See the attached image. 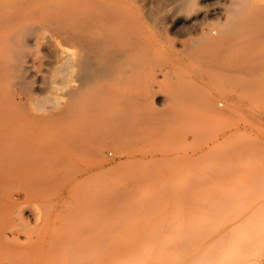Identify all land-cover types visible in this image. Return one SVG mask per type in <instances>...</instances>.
Masks as SVG:
<instances>
[{
    "label": "rangeland",
    "instance_id": "1",
    "mask_svg": "<svg viewBox=\"0 0 264 264\" xmlns=\"http://www.w3.org/2000/svg\"><path fill=\"white\" fill-rule=\"evenodd\" d=\"M73 1L0 0V32L29 24L47 36L68 39L71 13L59 8ZM124 1H135V45L149 37L142 49L135 46L139 49H135V161L142 166L137 170L127 161L129 146L105 144L107 134L115 130L99 125L104 123L101 94L95 96L101 101L95 116L103 120L93 115L90 120H96L91 123L98 124L81 132L73 131L66 116L36 128L35 137L26 125L30 116H19L26 118L23 124L14 115L17 129L9 125H14L11 116L12 129L4 131L6 144L0 142L8 155L3 154L1 165L10 171L4 169L2 179L10 178L6 181L11 186L2 190L15 197L11 201L0 191V199L6 205L17 203L9 208L0 203L4 206L0 218L7 213L0 221L7 228L0 225V264H264V31L258 26L263 24V0H248L244 20L254 23L251 19L257 17L258 24L247 21L249 28L235 26L232 35L239 39L235 50L207 66L203 74L198 69L205 66L197 62L202 68H194L188 53L198 49L192 43L207 31L219 37L229 2L197 0L189 13L183 0ZM254 4L261 8L257 11ZM185 16L196 25L177 22ZM69 78L56 76L43 89L37 88L35 101L39 106L46 102V109L35 108V115L51 116L55 94L63 97L73 84ZM110 84L103 86L109 85L106 89L111 91ZM207 91L215 94L212 110H205L199 101ZM93 101L99 102L94 97ZM214 111L216 117L211 116ZM91 125L103 131L96 132ZM39 184L47 190L42 186L40 191Z\"/></svg>",
    "mask_w": 264,
    "mask_h": 264
},
{
    "label": "bare ground",
    "instance_id": "2",
    "mask_svg": "<svg viewBox=\"0 0 264 264\" xmlns=\"http://www.w3.org/2000/svg\"><path fill=\"white\" fill-rule=\"evenodd\" d=\"M196 1L197 0H183V4H184L183 6L190 13L191 10H189V9L195 6L194 4ZM224 1L229 2L227 4V5L230 4L229 6L224 7L225 5L223 3V7L224 8L230 7L229 8L230 10L228 9L230 12L229 11L227 12L226 10H224L225 12H227L229 14L226 15V13L224 12V14H225L224 21L221 24V29H218V31H220V32H218L220 35L217 33L219 37L213 36L209 32L210 30L208 29L209 31H207L208 32L207 34L200 36L195 41V43H192V44L196 45V47L198 46V49L192 53H190V52L188 53L189 54L188 58L192 59L193 62L195 63V65L193 66L194 68L195 67L198 68V66L201 67L200 65H202L203 67L205 66V68H203L204 70L198 69V70H200L201 73H202V71L204 73L207 66H213L219 60H221V58L222 59L225 57L227 58V56H229L231 54V52L234 49L233 47L236 44L235 41L237 42L239 40V39L234 40V38H233V37H235V36H233V35H235V33L233 34V31L235 32V29H236L235 26L236 27L240 26L243 29H245L246 26H249L248 23L250 24V22H252V21L249 22L247 20L248 21V23H247V21L244 20V19H246V18H244L246 16L242 15V13L245 14V10L247 8V7L245 8V5H249V3H247L248 0H224ZM172 4H173V2H172ZM220 6H222V5H220ZM254 7H255V4H254ZM261 7L259 5L255 8L257 11H258L257 8H259V9L261 8V15H260L261 18L260 17L259 18L261 19V21H262L261 23H263V24L262 25L258 24V22L256 20V19H258L257 17H256V19L252 18L251 20H253V19L255 20L254 23L252 22V26L253 25L256 26L255 23L257 22L258 26L261 27V28L259 27L260 30L264 31V0H263V5ZM219 9H221V8H218V10ZM252 10H254V9H252ZM59 11L61 13L63 11L64 12L68 11L71 13L70 19H71V23H72L71 24L72 30H71L70 34H68V37H67L68 39H64V38L58 39L56 37L47 36V35H45L44 32L43 33L39 32L40 29H37L38 27L35 28L34 25L31 26L29 24L28 25H21V27L16 28L17 30L15 29V30H12L9 32H0V142L1 143L6 142V139H5L6 136L4 135L6 132H4V131L8 130V128H10L8 126L9 121L10 122H13V121L9 120V118L12 116L11 119L14 120V117H13L14 115H15V117L18 116V118H19V116H24V115L26 117L28 116L27 118H29V116H30V118H29L30 121H28V123H26V125H27V127H29L28 129H32L33 132L32 131L31 132L33 133L32 135L34 136V134H35L34 131L36 128L37 129L38 128L43 129V128L49 126L50 122L52 120H58V118L61 120H65V118H63V117H66V116H69L68 122L70 123V127L73 128L74 132H75V130H77V129L81 130L84 127L89 128L90 124L96 125V123L98 122L97 121L95 123H91L92 121L96 120V119L92 118V121H91L90 120L91 117H93V115L94 116L97 115L96 112L98 113L99 111L103 110L104 113L102 112L101 115H103L104 117H102V116L101 117L104 120L101 119V117L99 115L98 116L101 119V120L99 119L100 120L99 122H101L103 120L104 123L101 122V124H99V125L105 124V126H106L105 129H108L110 131L111 130L118 131L117 133L115 131H112V133L114 132L113 134L110 133L112 135H110L108 133L107 134L108 136H106L108 139L106 138L105 144H107L110 141V142H113L115 144H121V145L123 144V146L124 145L129 146L130 151L127 153V158H128L127 161L133 162L136 166L135 160L138 158H136V156H135V107H136L135 106L136 105V103H135V88H136L135 87V85H136L135 80L137 79V77L135 79V73H136L135 72V70H136L135 69V49H137L136 52L139 49L135 48V46L139 45V47H140V45L143 44V42L145 41L144 39L149 38V37L145 36L144 39L142 38L143 42L141 44L138 43L140 41V39H139V41H137V43L135 45V42H136L135 41V38H136L135 37V22H137L136 21L137 19H135V13H136L135 12V1L75 0L71 3H65L62 6H60ZM215 12H217V11L214 10L213 12L211 11L210 13H215ZM252 12L254 13V11H252ZM79 13H82V15ZM247 15H249V13ZM249 17H250V15H249ZM203 19H204V17H203ZM247 19L250 20V18H247ZM196 20H197V18H196ZM177 22H179V23L183 22V23H185L184 25H187L186 23L190 22V23H192V25H196L195 24L196 21L195 20L192 21V18L190 20V18H188L187 16L179 18L177 20ZM201 22H202V20H201ZM244 23H246V24H244ZM1 24H2V21L0 20V26H2ZM145 24H147V23H145ZM192 25L190 27H192ZM258 26H257V28H258ZM144 27H143V29H144ZM242 28H241V31L243 30ZM246 28H249V27H246ZM141 29L142 28L140 27V30ZM177 31L178 30H176V32ZM212 31H213V29H212ZM250 31H251V29H250ZM250 31L248 30V32H250ZM261 31H258V32H260V34H259L260 36H261ZM216 32H215V35H217ZM238 34H240V31ZM242 34L244 35V33H242ZM143 35H142V37H144ZM152 37H155V36L152 35ZM236 37H238V36H236ZM136 39H138V38H136ZM155 39L153 38V41ZM191 39H192V37H191ZM144 46L146 47V45H144ZM152 46H154V45L152 44ZM141 47H142V45H141ZM141 47H140V49H142ZM148 47H149V44H148ZM190 47L192 48V46L189 45V48ZM196 47H195V49H196ZM237 47H238V44H237ZM144 48H143V51L145 52L147 50V48H146V50H144ZM149 49L150 48H148V50ZM192 49H194V47ZM187 50H188V48H187ZM184 51L186 52V49ZM163 52L165 53V51H163ZM148 53H150V54H148ZM148 53H146V55L148 54L147 56H150L151 51ZM141 54H142V52L138 55H141ZM166 54H168V53H166ZM186 54L187 53H185V55ZM237 54H239V53H237ZM175 55H177V54H175ZM141 56L143 57L144 55H141ZM178 56H180V55H178ZM151 57H154V56H151ZM182 59H183V57H182ZM178 60L180 61L181 57H179ZM143 61L145 62V60H143ZM149 61L153 62V60L151 58L149 59ZM254 61H256V60H254ZM197 62L200 65L196 64ZM176 65H177V67H179L178 64H176ZM196 65H198V66H196ZM220 66H222V65H220ZM250 66H252V65L250 64ZM256 67L257 66H255V69H256ZM232 68H233V66H232ZM257 68H259V67H257ZM250 69H251V67H250ZM207 70L209 71L210 69H207ZM241 70H239V71L242 72ZM254 70L252 71V69H251L252 72H254ZM256 70H258V69H256ZM261 70H262V68H261ZM137 72H139V71H137ZM209 72H211V71H209ZM153 73H154V71H153ZM140 74L142 75V70H141ZM202 74H200L201 77L203 78L201 80H204V77L202 76ZM247 74L249 75V73H247ZM254 74H256V73H254ZM56 76H64V77L68 76V77H70L69 81L71 82V79H72L73 84L64 93L63 97H57V93L55 94V97H54L55 102L53 100L54 106H52V109H50L51 116L49 114H46V115H49L48 116L49 118L46 116L48 119L44 118V119H46L44 122V119H43L44 115L43 116L41 115L43 113H41L40 115H35L36 114L35 111L37 112V110L34 111V109L37 108L38 111H40V110H41V112L44 111L46 109L44 107L46 102L43 104L44 106H39V103H40L39 100L37 101V99H36V101H35V96H36L35 92H36L37 88L43 89V87L45 85L47 86V84H49L52 80H55ZM147 76L145 79H147ZM194 76H195V74H194ZM204 76H205V74H204ZM258 76H260V75H258ZM140 77L143 78V76H139L138 77L139 80H140ZM186 77H187V75H186ZM261 78H262V76H261ZM60 80H62V79H60ZM69 81H67V83ZM136 81L138 82V80H136ZM140 81H139V83H140ZM147 81L145 80L144 82L146 83ZM186 82H187V80H186ZM106 83H108V84L111 83L110 85L112 86L113 90L109 91L110 87H109V89H106L109 85H107V87L104 88V86H106ZM147 84H151V83H147ZM140 85H141V83H140ZM95 86L97 88L92 90V88H94ZM149 86L151 89L152 84ZM146 88H148V87H146ZM195 88L197 89V87H195ZM182 89H183V86H182ZM182 89H181V91H182ZM40 91L41 90H39V92ZM41 93H42V91H41ZM156 93H157V91H156ZM97 94H99L98 97L100 96V94L102 96L101 100H102L103 104H101V105L99 104V103H101V101H99L100 97L99 98L95 97V96H97ZM108 95H110V96H108ZM197 95L198 94L195 95L196 98H198ZM93 97H94V99H97L99 102L93 101ZM214 97H215V94L210 93L209 91L204 92L199 96V101L201 102V105L204 107L205 110H212V104H213ZM196 98H194V99H196ZM136 100L138 101V99H136ZM138 102H141V101H138ZM166 102H168V101H166ZM99 105L101 107V110L95 111ZM141 105H143V104H141ZM141 105H140V107H141ZM102 107H103V109H102ZM43 108H45V109L43 110ZM52 110H53V112H52ZM28 111H29V113H28ZM93 111L95 114L93 113ZM155 113H157V112H155ZM212 115L216 117L217 111H214L211 114V116ZM39 116H41L42 118H40ZM98 116H95V117H98ZM37 117H39L40 119ZM18 118H15L17 122H20L23 120L22 123L25 124L24 119H26V118H24V117H21L19 119ZM55 118H57V119H55ZM66 118H68V117H66ZM17 119L20 121H18ZM41 119L43 122H41ZM50 119H52V120H50ZM89 121H90V123H89ZM143 121L144 120H142V123H143ZM22 123L20 122V126ZM138 124H141V123L138 122ZM9 125H11V127L12 126L14 127L15 126V120H14V125H13V123L9 124ZM16 125L19 126V124H16ZM99 125L96 126L98 129H99V127H98ZM60 126H62V125H60ZM24 127H26V126L24 125ZM91 127H92V125H91ZM15 128H16V126H15ZM93 128L94 127H92V130H96V132H99L103 129V127L101 128V126H100L101 130H99V131H97V128L96 129H93ZM10 129H12V128H10ZM82 130L85 131V128ZM86 130L89 131V129H87V128H86ZM108 130H106V131H108ZM79 131H77V132H79ZM84 133H86V132H84ZM36 134H35V137L36 136L38 137V135H36ZM80 135H82V134H80ZM95 136H97V135H95ZM103 136H104V133H103ZM42 138H43V136H42ZM75 139H78V138H75ZM7 140H8V137H7ZM47 142L50 143L49 140ZM2 146L0 145V157L2 158V156H3V161L0 158V165L5 163L4 158L7 155V153L5 155L6 151L5 152H2L3 150L1 151ZM6 148L7 147L5 146V149ZM10 153H12V152H10ZM3 154L5 155V157ZM7 157H8V155H7ZM2 162H4V163H2ZM140 163H141V161H140ZM138 165L142 166L141 164H138ZM2 167L0 169H2ZM4 167H5V165H4ZM4 167H3L2 171L0 170L2 172V174L0 172V176L2 175L0 177L1 178L0 179V191L3 192V194L7 195V192L5 193V191L8 190L11 185L10 186L8 185L10 183V181L9 182L6 181L10 178L5 179V177H4L3 178L4 180L2 179V177L4 175L3 174L4 169H5V173L8 170ZM136 169L138 170V167ZM13 170H14V168H13ZM134 170H135V168H134ZM137 170H136V173H137ZM141 170L143 171V169H141ZM18 171H19V169H18ZM142 171H140V172H142ZM9 172L10 171L8 170L7 173L9 174ZM10 176H11V174H10ZM4 181H5V183L7 182L6 185H3ZM17 181H19V180H17ZM22 183L23 182H21L19 185L21 188H22V186H21ZM17 184H19V183L18 182L16 183V186L18 187ZM14 185H15V183H14ZM3 186L4 187L9 186V187H6L8 189H5V191H3L4 190V189L2 190ZM23 186H24V184H23ZM40 186H41V184L38 185V187L40 188V189L39 188L38 189L40 191H42V189L47 190V188H46L47 186L45 187V185H42L43 188H42V186L41 187ZM44 187H45V189H44ZM21 190H23V189H21ZM8 195H10V194H8ZM0 196H1V193H0ZM11 197L13 199L11 201H14V197H15L14 195L8 196L7 198L11 199ZM3 200H1V202H0L1 205H3L2 204ZM16 200L17 199H15V201ZM8 202H9V200H8ZM3 203H4V201H3ZM5 203L7 204L6 201H5ZM5 203H4V205L7 206V208H9L10 205L16 204L17 202L12 203V204L10 202L9 203L10 205H6ZM1 207H4V206H1ZM7 208L5 207V211L7 210ZM22 208H23V206H22ZM1 209L3 210L4 208H1ZM1 209H0V211H1ZM2 213L3 212H1V214ZM3 214L6 217L7 213L4 212ZM3 214H2V216L4 217ZM9 215H10V213H9ZM3 217H1V218H3ZM1 218H0V221L2 220ZM7 220H4V222L6 221L7 223H11V222H8ZM2 223H3V221H2ZM14 225H16V224H14ZM1 227H4V226L1 225ZM4 228H6V227H4ZM2 230H1V233H3ZM0 235H2V234H0ZM3 239H5V237ZM15 241H17V240H15ZM237 262L240 263L239 260H235V263H237Z\"/></svg>",
    "mask_w": 264,
    "mask_h": 264
}]
</instances>
